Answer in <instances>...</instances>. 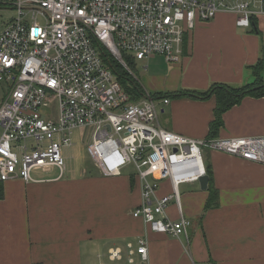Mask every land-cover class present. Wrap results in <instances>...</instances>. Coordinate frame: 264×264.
Masks as SVG:
<instances>
[{"label": "built area", "instance_id": "built-area-1", "mask_svg": "<svg viewBox=\"0 0 264 264\" xmlns=\"http://www.w3.org/2000/svg\"><path fill=\"white\" fill-rule=\"evenodd\" d=\"M9 7L17 14L0 27V182L31 181L32 169L51 166L62 173L73 131L90 128L86 150L102 175L134 169L140 202L132 217L188 242L192 222L179 186L207 174L206 151L264 165V135L194 138L166 129L155 98L133 99L114 71L117 63L137 82L133 62L153 55L178 62L184 33L197 22L225 11L248 27L264 14V0H0ZM172 201L176 219L167 213ZM146 241L128 243V255L146 261ZM109 255L121 259L118 248Z\"/></svg>", "mask_w": 264, "mask_h": 264}, {"label": "crops", "instance_id": "crops-1", "mask_svg": "<svg viewBox=\"0 0 264 264\" xmlns=\"http://www.w3.org/2000/svg\"><path fill=\"white\" fill-rule=\"evenodd\" d=\"M254 19V25L240 27L232 12L223 11L184 33L181 58L168 66L167 82L171 93L186 94L155 98L164 99L157 109L163 127L209 137L215 97L188 91L244 86L255 80L250 67L257 64L264 78V14ZM262 88L261 95L247 93L225 110L212 137L263 136ZM205 158L217 201L205 207L208 191L199 182L179 186L182 213L192 222L188 242L152 232L132 217L139 185L124 171L107 177L96 167L97 176L69 177L65 167L61 173L51 166L31 171V181L1 182L0 264H126L128 256L132 264H264V165L214 150ZM167 213L178 217L173 201ZM141 236L147 238L146 261L126 248H135ZM113 248L121 259L110 258Z\"/></svg>", "mask_w": 264, "mask_h": 264}, {"label": "rangeland", "instance_id": "rangeland-1", "mask_svg": "<svg viewBox=\"0 0 264 264\" xmlns=\"http://www.w3.org/2000/svg\"><path fill=\"white\" fill-rule=\"evenodd\" d=\"M16 10L14 8H0V27L8 22L12 17L16 15ZM31 13L28 12L26 18H29ZM38 20L43 22V17L37 16ZM176 62H168L162 56L153 55L148 57L144 61H135L132 63V76L137 77L145 93L151 96L161 97L166 93H171L168 90V66H173ZM144 65L147 68L144 69ZM128 86V85H127ZM163 98L155 99V105L157 106L158 112L161 106H164L162 102ZM160 113H158L159 116ZM73 144L66 149H63V157L65 160V168L68 171L69 177H94L98 174V169L96 165L90 158L86 147L91 137V129L87 128L84 134L81 135L78 130L73 131ZM40 170V169H33ZM124 172L131 174L134 172L133 167L128 166L124 169ZM188 184V183H187ZM183 185V184H182ZM183 189V186L181 187ZM183 191V190H182Z\"/></svg>", "mask_w": 264, "mask_h": 264}, {"label": "trees", "instance_id": "trees-1", "mask_svg": "<svg viewBox=\"0 0 264 264\" xmlns=\"http://www.w3.org/2000/svg\"><path fill=\"white\" fill-rule=\"evenodd\" d=\"M255 24V19L254 17L251 18V23L250 25ZM117 69H115V73L118 76V79L121 81V83L125 86V88L130 92L132 95V98L136 99L139 96L143 94V89L142 87L129 75V73L126 70H123L117 63L115 64ZM253 71V75L255 77V80L249 84H246L241 87H233L225 84H216L213 85L210 89L206 91H188L187 94H194L195 96L199 97H209L211 95H214L215 100H216V105L214 108V117L211 120L210 123V136L212 137L213 134H215V130L219 127V125L222 124V113L229 109L231 106L239 103L241 98L246 95L247 93L252 94L254 96H259L262 94V86L264 84V78L261 77L260 75V67L259 64L256 66H251L250 67ZM128 85V86H127ZM187 92V91H186ZM177 94L183 95L186 94L184 93L183 90L179 92H173V93H166L165 95L168 97L175 96ZM154 97V96H152ZM155 98V97H154ZM206 171L209 176V184L207 187L208 191V197L206 200L205 207H208L210 205L216 204L217 201V190L214 189L210 182V166L206 162ZM2 183L0 182V198H2Z\"/></svg>", "mask_w": 264, "mask_h": 264}, {"label": "water", "instance_id": "water-1", "mask_svg": "<svg viewBox=\"0 0 264 264\" xmlns=\"http://www.w3.org/2000/svg\"><path fill=\"white\" fill-rule=\"evenodd\" d=\"M209 181V176L208 174L203 175L200 179H199V186L202 190L207 188V184Z\"/></svg>", "mask_w": 264, "mask_h": 264}]
</instances>
